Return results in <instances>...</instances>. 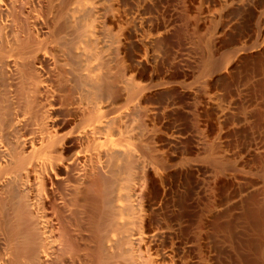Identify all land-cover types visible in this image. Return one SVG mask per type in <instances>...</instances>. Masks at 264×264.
<instances>
[{
	"label": "bare ground",
	"instance_id": "1",
	"mask_svg": "<svg viewBox=\"0 0 264 264\" xmlns=\"http://www.w3.org/2000/svg\"><path fill=\"white\" fill-rule=\"evenodd\" d=\"M149 1L132 11L136 26L152 22L149 54L156 41L163 49L162 74L153 73L158 82L146 88L125 77L121 64L120 85L107 80L112 61H124L134 41L108 32V0H0V264H176L157 253L150 214V188L169 169L150 155L159 142L145 97L160 90L171 97L173 150L200 157L190 158L179 192L178 262L223 264L213 239L221 218L205 215L218 201L231 210L245 204L250 224L264 221L257 189L264 192V143L253 137L245 151L244 143L234 151L225 140L247 126L255 133L247 118L255 113H237L254 104L251 92L227 89V78L247 65L252 79L264 80V0ZM225 37L234 47L217 54ZM260 103L254 109L263 114ZM140 115L144 132L128 124ZM239 165L261 176L237 174ZM225 186L230 191L220 198Z\"/></svg>",
	"mask_w": 264,
	"mask_h": 264
},
{
	"label": "rangeland",
	"instance_id": "2",
	"mask_svg": "<svg viewBox=\"0 0 264 264\" xmlns=\"http://www.w3.org/2000/svg\"><path fill=\"white\" fill-rule=\"evenodd\" d=\"M140 1H142V0H121V1L120 0H108V3L110 5V14H111V21L107 25L108 32L115 34L114 37L115 36H119L121 38L122 37H127L129 42H131L132 40H134L131 43V45H133L132 46L133 48L130 45L131 48H129L128 51H127V53L125 54L124 61H119L117 58L112 61V66H114V68H112V66H111L112 71L110 69V71H109V76L110 77L108 76L110 79L109 78L107 79V80H109V83L112 84L111 86H113V85L114 86H117V85L119 86L120 85V83L118 82V79L120 77L117 76V72H116L117 71V68L120 66V64L125 69H127V73H126L125 77H127L130 81H132V83L134 82L135 84H139L140 86H143V87H146V88L148 86L150 87V85H153L155 82H158V81H151V76H153L154 74H162L161 71L163 70V65L160 62V58L158 59V57H161V55H162V53L160 52V50L162 49V44L159 43L158 41H156L157 44H156V42H154L152 44V47L154 49V54H151V55H154V56L152 57L149 54V48H148L149 47V43H148V39H149V36L151 34V23L152 22L149 20L148 23H142V24L136 26V24H138V23H136V21H134L135 22L134 23L133 22V19H132V11L135 8L134 7V4L137 3V2H140ZM144 1L145 2H150L149 0H144ZM130 8H131V10H130ZM146 13H148V14H146ZM146 13L144 14V16H148L149 15V12H146ZM129 15H131V16H129ZM118 17H119V19H118ZM98 19H99L98 16H96V18L93 21V25L94 26H97V24H99ZM115 21H116V23H115ZM136 27H140V28H137L136 29ZM248 28H249L250 31H253V27H248ZM250 28H252V29H250ZM127 32L129 33V35H128ZM113 34H111L112 37H113ZM233 41H234V39H231V38L229 39L228 37L223 38L222 41H221V44H220L221 49L218 50V53L217 54H223V52H226L230 48L234 47V46H231V45H233V43H232ZM158 48H161V49L158 50ZM129 52H131L132 55ZM134 55H136V56H134ZM127 56H129V57H127ZM156 58H157V60H156ZM158 64H159V70L160 71L158 70ZM248 66L250 67L251 64H248ZM241 68L229 75V77L227 78V80L229 81V85L231 87L228 85V82H227V86H228L227 89H229V90H233V89L234 90H236V89H239V90L240 89L241 90L243 89L244 90L245 89V90L251 92L249 94L252 97L253 101H255L254 104H252V106H250V107L248 106L249 108L248 107H243L242 109H239L237 111V113L239 112V116H242V117L243 116H247V115L249 116V114H251V113L253 115V113H255V115H253L254 117H247L248 118V124H250V126L252 124L251 128H252V130L255 133L252 134L251 129H249V126H247V129L245 127H243L244 130L243 129L242 130L244 132L241 130L242 132L234 133L233 135H231V133L228 134L229 136H227L225 138L226 143L234 151H240V150H243V148H244V151H245L246 145L249 142L253 141V139H252L253 137H256V140L261 141V143H264V125L262 126V124L264 122V120H263L264 119V113L262 114L260 112V110H258V113H257V111H256L257 109H254L255 107H258L261 104L260 103L261 101L262 102L264 101V91H263L264 90V83H263L264 80L261 79L262 81H260V79L259 80L255 79V78L252 79V77L250 75L251 68L249 70L248 67H247V65L245 66V68H244V66H243V69H241ZM241 70H242V72H241ZM236 72H237V74H235ZM115 75H116V77L118 79H116ZM248 75H249V77H248ZM112 76H113V78H112ZM114 77H115L116 81H115ZM241 77H243V78H241ZM111 78H112V80H111ZM242 79H244L246 81H244ZM253 81H255L256 84H254L255 82H253ZM230 83L232 85L233 84L234 85L232 86ZM250 83H251V86H250ZM156 84L157 83H155L154 86H156ZM144 85H146V86H144ZM255 85H257V86H255ZM253 88H256V89L252 90ZM252 91H253V93H252ZM164 92L165 91H163V90L161 91L160 90V91H158V94H155V95H149L148 94L145 97V99H146L145 106L148 107V108H151V109H153L155 111V115H154L155 116V121H154L155 122V127H154V131L158 134V142H159V143L154 144V149H152L150 151V155L152 157H154L156 160H160L161 162L166 163L167 164L166 166H168V168H169V169L167 168L168 169V174L167 175L166 174H163L162 176H160V178L159 177H156L155 178L156 180L154 181L156 183H153L152 187L150 188L149 196L151 198L153 196L152 201H153V206L155 207L154 208V211H152L150 214H151V217L153 216L152 219H154V221H153L154 231L153 232H155V234H158L159 233V235H155V237H154V243H155L154 244V247L156 248L157 253L158 254H161L163 252H166V254L168 255L166 257V261L167 262H169V263L174 262L176 264H180L178 262V260H177V258H178V251H179L178 248H177V240L179 239V236H180L179 235L180 232H178L179 230L177 228V220H178V218H181L178 215L179 214L181 215V212H180L181 211V208H179V206H180V203L182 201L181 199L183 198V195L185 193V187H186V183H185V181H186V175H185L186 174V166L188 165L189 161L190 162L192 161L190 158H194V157L193 156H190V155H186L185 154V151L186 150L184 151L182 149L181 150L183 152L182 154H180L176 149L173 150L174 146L171 143L172 131H171V129L168 130L170 128V125H171L169 121H171V120H170V117H169V115H170V113H169V107H167V105L171 102V100H170L171 97H169V95H168L167 92H165V93ZM148 96H149V98H148ZM108 97H109V95L108 96L105 95L103 97V99L106 100V99H108ZM160 103H161V105H160ZM254 105H256V106L254 107ZM250 111H251V113H250ZM157 113H158V115H157ZM160 113H161V115H159ZM259 113H260V116L261 117L260 116H257V118H256V114L259 115ZM140 116L133 117V119L135 118L134 121L129 120L128 121L129 122L128 124H129V127L131 129H132L131 125L132 126L134 125L133 126V127H135L134 130H138L140 132H144L145 131L143 129L144 126L143 127L141 126V124H142V120H141L142 119V116L141 117ZM156 118H157V120H156ZM255 118L257 119V121L260 120L261 123L258 122L259 124L257 125V123H256L257 121H256ZM260 118H262V120ZM138 120L139 121L141 120V123L138 124V122H139ZM158 120H159V122H158ZM253 121L255 122L254 125H257V126H255V128H254V125H253ZM166 122L167 123L169 122V123L166 124ZM137 126H139V128L142 129V130H140ZM256 128H258V129L255 130ZM210 130H211V132L214 135H217L220 132V126L214 124V125H212L210 127ZM245 130H247V131H245ZM256 131H257V133H256ZM237 136L239 137V139L241 140V142H240V140L238 139ZM240 137H242V138H240ZM250 138L252 140H250ZM230 140L231 141L233 140V141L231 142ZM243 143H244V146L245 147L241 148L243 146ZM241 144H242V146H241ZM233 145H235V146H233ZM152 151H155V152H152ZM184 155H186V156H184ZM242 155L243 154H240V156H239L238 154H236V157L234 159L236 161H239V159H241V156ZM180 157H182V158H180ZM186 157H188V158H186ZM142 158L145 159V157H142ZM199 158L200 157L198 156V157H195L194 159L198 161ZM176 161H177V163H176ZM250 163H249V165H250ZM175 165H178V166L175 167ZM171 167H173V168H171ZM132 169H133L132 171L134 173L136 169L135 170H134V168H132ZM236 169H237V172L236 173L237 174H240V175L251 176V177H260L261 176V173L258 172V171H256V170L249 171L250 169H248L247 166L246 167H241L239 165ZM238 169L241 170V172ZM130 171H131V169L128 170V174H131ZM173 171L175 173H173ZM228 173H230V172H228ZM178 175H179V177H178ZM183 181H184V183H183ZM174 184H176V185H174ZM168 187H170V188H168ZM225 187H224V189L222 190L221 193L219 192V197L220 198H222V196L224 194H226V193H228L230 191V187H228V186H225ZM174 188L177 189L178 191L175 190ZM257 189L260 191L259 192L260 195L258 194L259 195L258 201L260 203L259 205H261V203L264 201V194H263L264 192H262L263 189H261V186H259ZM175 191H176V193L174 194ZM183 191H184V193H182ZM179 192L181 194H183V195L181 196V194ZM168 193H170V195H168ZM178 193L180 195H178ZM155 194H157V195L154 196ZM262 196H263V198H262ZM156 197H157V199H156ZM179 197H180L179 201H176V200H178ZM163 198L164 199L166 198V199L164 200ZM239 198H241V196ZM260 199H263V201L261 200L262 202H260ZM162 200L165 201V203H163ZM167 200H170V201H167ZM160 201H162V203L159 206V202ZM167 203H169L171 206L169 204L168 205L170 207L167 206ZM176 203H178V204H176ZM229 204L230 203H228V202L218 201L217 203H215V205H213V208L214 209L212 208V206H208L207 207V211L205 212V215L210 216V218H214V217L217 216L216 222L218 221L217 219H220L221 218V220H219V222H217V223H222V225L220 224V226H222V227L219 228V232L217 233V235H219V234L220 235L219 236L216 235V237L213 238L214 241H215V245H217V247H219V248L221 247L220 248V250H221V257H223L221 259V261H223V264H264L263 263V259L260 257L259 254L256 253V249L261 245V243H262V246H260L259 248L263 247V244H264V240L262 241V239H264V221L263 222H259L257 219L254 220V218H253V219H251L253 223L250 224V221H248V219L245 216H243V210L245 208L244 207L245 204L242 205L241 207L239 206L238 209H235V210L228 209ZM262 205H264V202L262 203ZM164 206L165 207H169L170 209L169 208L168 209L167 208H163ZM157 208H158V210H157ZM223 209H225V210H223ZM223 211H225V212H223ZM161 212H163L164 214L161 213ZM169 212H171V213H169ZM228 212H229V214H228ZM235 212H236V214H235ZM239 212L241 213V215L243 217H241L240 215H238ZM168 213L170 215L173 213L172 214V217ZM156 214H157V217H156ZM161 214H163V215H161ZM175 214H177V215H175ZM233 214L236 215V216H234ZM165 215H168V218ZM173 215H175V216H173ZM158 217H159V219H158ZM169 218H171V219H169ZM172 218H175V220L173 219V221L171 222L170 220H172ZM174 221H175V224H174ZM254 221H255V223H254ZM161 222H163V223H161ZM159 224H161L162 226L159 225ZM170 224H172V226ZM165 235H166V237H165ZM162 236L164 238H162ZM160 238H161L162 241H160ZM218 241H219L218 244H220L219 246L217 244ZM222 253H224V255Z\"/></svg>",
	"mask_w": 264,
	"mask_h": 264
}]
</instances>
